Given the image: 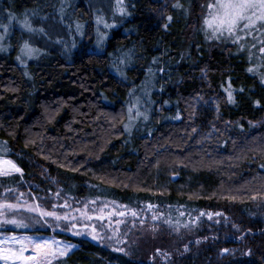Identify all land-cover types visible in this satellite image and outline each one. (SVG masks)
<instances>
[{
    "label": "trees",
    "instance_id": "16d2710c",
    "mask_svg": "<svg viewBox=\"0 0 264 264\" xmlns=\"http://www.w3.org/2000/svg\"><path fill=\"white\" fill-rule=\"evenodd\" d=\"M176 2L124 0L121 17L115 0H0V23L11 12L76 28L23 66L17 26L0 55V155L22 169L0 177V198H104L123 207L132 239L125 255L22 212L8 218L28 227L0 233L76 244L58 264H264V85L246 51L204 40L208 0ZM100 14L115 26H98Z\"/></svg>",
    "mask_w": 264,
    "mask_h": 264
},
{
    "label": "snow or ice",
    "instance_id": "6c2138e0",
    "mask_svg": "<svg viewBox=\"0 0 264 264\" xmlns=\"http://www.w3.org/2000/svg\"><path fill=\"white\" fill-rule=\"evenodd\" d=\"M174 8L180 9L183 5L180 0H177L173 4ZM204 9V14L202 16V31L205 32L206 36L212 39H224L225 41L230 40L233 44L237 45L240 51H247L250 61L254 58L258 61V67H249L247 70L252 72H257L261 77V82L264 83V72L260 69L264 68V0H208L206 5H201ZM63 11V9H61ZM113 14H118L123 17L128 15V11L124 6V0H115ZM35 12L32 13L34 17ZM17 18L11 13H8L7 20L8 23H0V29H3L5 35L9 33V28L12 22ZM44 20L47 17L42 18ZM168 21L171 22L173 19L171 16L167 17ZM21 29L28 33H40L41 35L47 36L44 27L35 28L33 27L31 18L25 14L22 21L19 22ZM96 24L103 25L105 29L114 27V24H109L105 19L103 14L97 15ZM167 27V25H165ZM82 25H77V31L80 35L84 33L81 31ZM97 48H100L105 40L108 39L106 33L100 32L97 29ZM5 38L4 35H0V41ZM253 49L256 51L253 52ZM39 52V49L31 46L28 40L23 42L21 47V54L27 58H33L34 55ZM20 57H18L19 59ZM121 63H127V59L121 60ZM123 74V73H121ZM231 85H229V88ZM229 101L232 102V92L228 91ZM243 91V89H241ZM259 103V102H257ZM131 112V109H129ZM141 113L137 112V116ZM145 119L147 117L145 116ZM195 131V129H193ZM8 149L0 145V152L6 153ZM13 173H21L22 169L12 160L6 158L5 155H0V177L11 176ZM8 191H12L9 189ZM23 195V194H21ZM255 199V197H253ZM90 203L95 204L96 201L93 200ZM53 208L56 205L52 206ZM62 207H69L67 203L62 205ZM108 207L107 204L103 205L96 211L100 213L95 218L97 220L105 219L104 211ZM126 207V206H125ZM151 207V205H149ZM28 212L38 213L41 217H52L55 220H67V215H59L55 211H48L42 208L40 204L35 206H30L26 209ZM19 211L17 204L10 203L6 198L0 201V224H12L17 227L26 228L29 225L23 221L17 220L15 218H8L9 213H14ZM77 211H80L79 209ZM116 213L109 212L108 215H115ZM120 216H124V212L118 213ZM81 215L87 216L90 220L92 216L88 215L87 205L85 209L81 212ZM135 217L137 213L132 212ZM203 215V214H202ZM219 215V213H217ZM211 218V217H209ZM30 219V218H29ZM74 219V218H73ZM75 227V225H73ZM187 227V225H185ZM95 232V228H93ZM79 235L80 233H75ZM92 238L97 239L96 235H92ZM198 243V242H197ZM75 247L74 245H64L60 247V242L55 240H34L31 237H20L15 236L5 237L0 239V262L2 264H58L62 257L68 255L71 249ZM31 249V251H29ZM118 252H125L122 248L114 249ZM159 252L160 250L157 249ZM225 252L228 250L225 249ZM27 253V254H26Z\"/></svg>",
    "mask_w": 264,
    "mask_h": 264
},
{
    "label": "rangeland",
    "instance_id": "374dc122",
    "mask_svg": "<svg viewBox=\"0 0 264 264\" xmlns=\"http://www.w3.org/2000/svg\"><path fill=\"white\" fill-rule=\"evenodd\" d=\"M99 3L102 4L101 1ZM107 5L108 4L105 3V7H107ZM115 16H119V15L116 14ZM48 19L50 18H47L46 20L41 19V18H38L37 20V18H35L32 20L33 27L40 28L44 26L45 30L46 29L49 30L50 35L45 36V35H41L40 33L26 32L28 37L25 40H28L32 47L39 49V52H37L33 58H27L21 54L25 62H27V63L25 62L23 63L22 60L19 58V62L21 65L26 66L25 64H29L31 62H34V63L38 62L42 58V53H43V50L45 49L44 46L52 42L51 38L53 37V35H55V32L57 33V31H61L60 35L62 36L69 35V37H71L72 36L71 32L76 29V28H72L71 26V29L69 30L68 26H63L64 28L63 30L56 21H54L53 19L51 20H48ZM111 21L112 20L107 21V22H109V24H113ZM7 23H4V24H7ZM17 26L21 29L19 20L16 19L12 22V25L9 28V33L7 35L4 34L3 29H0V35L5 36V38L2 41H0V55L7 54L11 50V48L17 44L15 42L17 40H15L14 37L18 35L15 32H13V29L16 28ZM21 30L24 31L23 29ZM105 30L108 31V29H105ZM200 32L203 35V38L204 40H206L207 43L210 42L211 44H214L215 46L225 44V45L232 46L234 47V49L240 51L237 45L233 44L230 40L225 41L224 39H212L206 36L204 31L201 30ZM25 40H23L22 42L20 40L21 43L19 42L20 52H21V47L23 45V42ZM106 41L107 40H105L104 42ZM255 51L256 50L253 49V52ZM252 61L254 65L253 67L254 68L258 67V61H256L254 58L252 59ZM260 71L264 72V68H261ZM254 73L256 74V76L259 78V81L261 82L260 75L257 72H254ZM262 84L264 85V83ZM148 94H151V92H148ZM72 199H74V197H72ZM3 200H5L4 197L0 198V201H3ZM82 200L83 199H79V201L70 200L67 202H63L59 200L56 203L47 204V203H44L43 200L38 201V199L33 198V196L31 195V197L21 196V197H18L17 200L16 198H13L12 201H9V200L8 201L10 203L17 204L19 207V211L17 212H22L23 214H25L28 220L31 221L33 224L35 222L39 230H45L50 227L56 230L58 233L67 234L74 238H85V239H88L90 241H93L95 243H98L104 246L113 247V249L124 248L125 240L132 239L131 236H128V230H129V227L132 228V223H130L131 221L130 222L127 221L128 220L126 218L127 213L125 212L123 207L122 209L121 208L119 209L117 207H114L113 205L112 206L108 205V207L104 211L105 219L97 220L95 217L97 215H100V213L96 210L99 209L100 207H103V205L107 204V200H105L104 198L90 199V201H82ZM93 200L96 201L95 204L90 203ZM65 203H67L69 207L67 208L62 207V205H64ZM36 204H40L42 208H45L48 211H55L59 215H62V216L67 215L68 219L67 220H63V219L55 220L52 217H41L38 215V213L28 212L26 210L28 207L35 206ZM53 205H56V207L53 208L52 207ZM85 205H87L88 215L92 216V219L90 220L87 218V216L81 215V212H83L85 209ZM78 209L80 211H77ZM109 212H113L116 214L109 216L108 215ZM119 212H124L125 215L120 216L118 214ZM11 214L13 213H9L8 217H11L12 216ZM73 225H75V227H73ZM93 228H95V232H93ZM75 233H80V234L76 235ZM92 235H96L97 239L94 240L92 238ZM11 236H15L17 238L31 237L34 240H55V241L60 242V247H63L64 245H74L75 247H73L69 253H71L77 248V245L72 242H66L64 240H60L58 238L49 237L45 235H29V234L12 235V234L0 233V239H3L5 237H11ZM29 251H31V249H29Z\"/></svg>",
    "mask_w": 264,
    "mask_h": 264
}]
</instances>
